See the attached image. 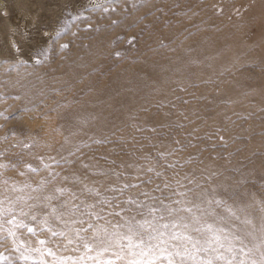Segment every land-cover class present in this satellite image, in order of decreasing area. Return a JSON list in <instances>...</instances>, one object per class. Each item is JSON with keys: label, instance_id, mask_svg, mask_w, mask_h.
<instances>
[{"label": "snow or ice", "instance_id": "snow-or-ice-1", "mask_svg": "<svg viewBox=\"0 0 264 264\" xmlns=\"http://www.w3.org/2000/svg\"><path fill=\"white\" fill-rule=\"evenodd\" d=\"M140 2L151 7L133 15L124 27L151 36L160 26L161 16L156 13L164 9L157 7L160 0ZM117 3L93 0V7L107 14L115 8L104 5ZM212 7L216 15H223L219 5ZM171 8L180 5L173 2ZM172 15L191 20L198 13L187 7ZM88 18L71 17L73 21ZM172 24L171 19L163 21L165 28ZM69 28L66 22L45 43ZM12 47L19 53L18 44ZM67 47L61 45L62 50ZM31 59H16V65ZM47 61L45 54L35 63ZM198 86L188 78H164L149 94L154 102L130 114L126 127L133 133L128 136H116L123 128L89 134L84 127L97 117L80 115L72 117L56 155H34V140H18L0 151V247L4 248L0 264H264V197L249 193V179L241 167L229 166L234 152L227 153L225 166H216L212 161L221 157L209 151L227 148L229 141L238 139L225 136L236 121L225 116L227 126L215 125L202 132L203 125L196 120L204 118L197 114L194 102L206 96L189 91ZM68 106L57 103V108ZM0 118L9 117L0 112ZM76 136L82 138L73 141ZM17 148L9 159L10 150ZM25 156L38 163L26 161ZM8 171L20 179L7 176ZM42 171L46 175L32 178ZM42 233L48 235L41 239ZM26 234L36 237L35 244L23 238Z\"/></svg>", "mask_w": 264, "mask_h": 264}, {"label": "rangeland", "instance_id": "rangeland-1", "mask_svg": "<svg viewBox=\"0 0 264 264\" xmlns=\"http://www.w3.org/2000/svg\"><path fill=\"white\" fill-rule=\"evenodd\" d=\"M173 2L179 3L180 8H171ZM84 4L73 8L66 2L54 16V19L57 16L52 22L54 30L51 22L46 23L49 26L41 24L42 29L52 30L51 35L66 22L70 28L54 41L34 46L32 59L22 66L16 65V59L30 56L10 55L0 59V97H3L0 112L9 117L6 121L0 118V138L8 136L6 140L0 139V151L18 140L29 143L34 140L31 149L34 155H56L68 135L72 117L80 115L97 117L84 127L89 134H107L123 128V132L116 131V136L131 135L133 130L126 127L131 122L129 116L154 102V96L149 95L152 90L166 77L188 78L199 85L189 91L206 96L205 100L194 102L199 108L197 114L204 118L196 120V124L203 125L202 132L215 125L227 126L225 116L236 121L225 136L238 139L229 141L227 148L209 149L212 156L221 157L212 163L225 166L227 153L234 152L229 166L241 167L249 179L246 185L249 193L264 197V0H160L157 7L164 12L156 13L161 16L160 26L151 36L147 32L137 35L139 29L124 27L133 15L142 14L151 5L145 7L140 0H119L115 5H104L115 8L104 14L99 8L94 9L93 3ZM213 4L223 8V15H216ZM187 7L198 15L191 20L172 15ZM77 14L89 18L73 21L71 17ZM166 19L173 21L167 28L163 27ZM113 20L118 23L113 25ZM133 36L136 38L129 43ZM12 42L17 44L15 39ZM64 44L68 47L62 50ZM45 54L47 63L37 65L35 60L43 59ZM192 60L196 63H189ZM176 68L181 72L175 73ZM54 88L61 91L53 92ZM57 103L69 106L57 108ZM22 116L30 118V126ZM143 116L141 112L139 118ZM17 151L18 148L11 149L8 158H13ZM204 155L208 156V152ZM25 160L38 163L28 156ZM6 175L20 179L13 171ZM43 175L46 173L42 171L32 178L38 180ZM47 235L42 233L39 238ZM23 238L35 244L36 237L26 234ZM6 244L11 246L10 241ZM3 251L0 247V252Z\"/></svg>", "mask_w": 264, "mask_h": 264}, {"label": "bare ground", "instance_id": "bare-ground-1", "mask_svg": "<svg viewBox=\"0 0 264 264\" xmlns=\"http://www.w3.org/2000/svg\"><path fill=\"white\" fill-rule=\"evenodd\" d=\"M66 2L74 8L84 3H93V0H0V59L22 54L31 57V49L41 45L40 42L44 44L53 33L52 30L42 29L41 24L47 26L46 23L51 22L49 25L52 27L57 17L54 19V16L58 11L60 13L59 9ZM14 39L19 45V53L12 47ZM23 119L30 126V118L24 116Z\"/></svg>", "mask_w": 264, "mask_h": 264}]
</instances>
